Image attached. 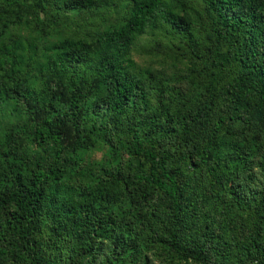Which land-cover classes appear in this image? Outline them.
I'll list each match as a JSON object with an SVG mask.
<instances>
[{
  "label": "trees",
  "instance_id": "16d2710c",
  "mask_svg": "<svg viewBox=\"0 0 264 264\" xmlns=\"http://www.w3.org/2000/svg\"><path fill=\"white\" fill-rule=\"evenodd\" d=\"M185 2L0 0L79 31L0 41V264H264V0H202L204 42ZM152 30L183 80L134 67Z\"/></svg>",
  "mask_w": 264,
  "mask_h": 264
},
{
  "label": "rangeland",
  "instance_id": "374dc122",
  "mask_svg": "<svg viewBox=\"0 0 264 264\" xmlns=\"http://www.w3.org/2000/svg\"><path fill=\"white\" fill-rule=\"evenodd\" d=\"M185 9L199 12L202 14L203 3L202 0H185ZM100 20V18H99ZM21 23H7V27L4 28L5 34L0 35V41L6 39L8 36L19 37L20 39H35L39 43L40 51H43L44 47L50 46L56 40L62 39L71 31L75 30L70 24L60 25L40 31L39 28L32 26L22 19ZM109 22L106 20L105 25ZM39 30V31H38ZM193 30L197 38L204 42L208 40V22L207 19L202 17L197 19L193 24ZM25 41V40H24ZM177 40L170 38L163 30H152L139 36L135 49L133 51V59L135 60V68L140 71L142 75H148V73L155 75V77L175 78L176 80H183V74H185L186 60H180L181 56L178 51L171 48L172 43H176ZM25 121L23 113L20 110L10 111L7 110L4 117H0V129L10 126H22ZM16 127V126H15ZM29 141V140H28ZM32 144H28V149H33ZM102 151L93 149L79 151L81 159L98 160L102 158Z\"/></svg>",
  "mask_w": 264,
  "mask_h": 264
}]
</instances>
